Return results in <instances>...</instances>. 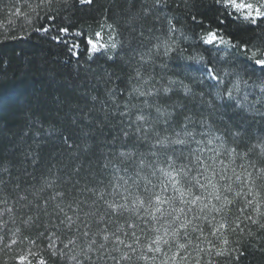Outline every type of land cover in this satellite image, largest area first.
Instances as JSON below:
<instances>
[{"label": "snow or ice", "instance_id": "obj_1", "mask_svg": "<svg viewBox=\"0 0 264 264\" xmlns=\"http://www.w3.org/2000/svg\"><path fill=\"white\" fill-rule=\"evenodd\" d=\"M168 2L153 0L151 8L159 10L158 6L166 7ZM57 4L59 7H55ZM29 7L37 22L44 21L34 32L46 36L55 29L51 40L67 47L72 56H80L77 49L83 43L88 60L100 56L108 61L122 59L116 51L122 45L101 43V32L92 37L78 27L73 10H91L94 0H40L35 7ZM143 10L146 13L150 9ZM15 11L17 15L21 13L20 8ZM64 12L69 15H62ZM198 16L202 19L198 20ZM191 20L194 23L187 32L168 20L169 36L179 31L183 40L190 41L191 51L171 39L158 43L156 50L159 52L162 47L167 59L188 61L176 67L198 73L200 84L209 81V94L214 99L208 104L212 106L218 101L224 113H233L227 119L235 123H230L226 130L233 146L227 145L223 135L212 131L200 133L206 139H196L195 129L188 128L190 116H184L182 131L167 132L173 113L153 105L148 98L161 92L167 97L177 83L185 95L192 94V88L183 81L169 78L168 86L162 89L133 86L120 115L129 116L133 108L139 107L129 104L133 96L142 98L143 107L154 109L157 115L150 123V114L145 115L141 108L134 120L129 116L128 131L122 130L123 136L125 142L133 136L134 143L143 141L149 146L148 153L140 154L132 172L124 169L123 175L114 176L110 190L108 186L77 189L78 193L91 194L83 199H66L63 192L54 193L50 197L54 202L51 212L47 211L48 201L44 202V215L49 219L45 230L39 233L47 241L46 249L40 250L27 236L20 239L21 230L16 228L8 242L0 235V253L13 252V246L24 241L31 246L11 256L5 254L0 264H49L52 258L61 264H245L253 251L264 255V160L249 158L257 150L264 157V131L256 137L257 143L240 151V142L249 133L237 119L244 111H254L264 118V112L256 107L264 104V29L260 37L248 35L264 23V0H212L207 11L198 10ZM8 39L23 42L26 37L11 35ZM140 59L147 63L151 57L145 60L141 55ZM238 65H250L259 75L245 73L244 79ZM136 76L143 79L139 70ZM241 84L258 88L260 97L248 103L249 95L245 93L241 99ZM161 123L165 126L164 134L157 126ZM120 155L128 159L135 153L122 151ZM0 203L7 204V200ZM4 212L10 213L12 209L6 208ZM31 220L29 217L25 224ZM6 228L7 222H0V230Z\"/></svg>", "mask_w": 264, "mask_h": 264}, {"label": "trees", "instance_id": "obj_2", "mask_svg": "<svg viewBox=\"0 0 264 264\" xmlns=\"http://www.w3.org/2000/svg\"><path fill=\"white\" fill-rule=\"evenodd\" d=\"M39 2L0 0V181L4 183L0 186V201L7 200V204L0 203V213L4 214L2 222H7V228L0 230V235L5 237V242L10 241L11 232L16 228L21 230L20 239L24 236L35 242L41 239L39 233L45 230L44 224L49 217L44 215V207L42 210L38 205L48 201L47 211L51 212L53 201L50 197L53 194L49 192L50 196L40 202L33 198L31 190H38L48 175H54L59 181L57 186L63 178L75 181L80 189L108 186L110 190L114 176L123 175L124 169L132 172L136 168L140 154H147L149 146L143 141L134 143V136L125 142L123 131H128L129 116L134 120L141 108L145 115L150 114V123L155 121L157 114L154 109L143 107L142 98L133 96L129 104L139 107L133 108L129 116L120 115L133 86L143 90L162 89L168 86L169 78L183 81L192 88V94L185 95L177 83L167 97L161 92L159 96L148 98L153 105L173 113L167 132L182 131L184 116H190L188 128L195 129L196 139H206L200 133L212 131L223 135L228 146L234 143L226 131L230 123H235L227 119L233 113L231 110L224 113L218 101L212 106L208 104L214 99L209 94V81L200 84L198 73L176 67L177 64L182 67L188 61H173L155 55L153 48L165 39H171L191 51L190 41L183 40L179 31L169 36L168 20L171 19L177 29L187 32L194 23L191 16L198 10L207 11L212 0H169L166 7L158 6L159 10L151 8L153 0H94L95 7L91 10L87 7L79 11L74 9L72 14L78 20V27L89 36L94 37L96 32L112 25L109 29L114 33L115 42L122 45L116 50L122 57L118 64L104 56L88 60L83 43L77 49L80 56H72L67 47L51 40L50 35L56 34L55 29L46 36L35 33L34 28L44 21L37 22L29 5L35 7ZM68 2L76 3V0ZM79 7L77 3V9ZM144 7L150 10L145 13ZM17 8L21 9L19 15L15 11ZM205 27H208L207 22ZM261 29H264V23L248 35L260 37ZM11 35H23L26 39L23 42L6 41ZM141 55L145 60L151 57L150 62H142ZM162 64L167 67L161 68ZM137 70L143 79L137 78ZM149 77L152 79L144 83ZM243 78L247 79V76ZM251 83L249 81V85ZM240 87L239 97L242 99L248 93V103H254L261 95L258 88L243 84ZM201 92L205 95L201 96ZM256 107L264 112V104ZM237 119L245 124L249 133L242 138L239 150L247 151L246 145L257 143L256 137L264 131V118L254 111H244ZM157 126L164 134L165 126L162 123ZM132 127L134 129L135 125ZM122 151H133L135 155L126 159L120 155ZM249 158L257 162L262 160L258 150L250 153ZM72 185L67 183L65 187L74 197L76 191H70ZM81 193V199L91 196ZM6 208H11L12 212H4ZM29 217L32 220L25 224ZM25 243L31 246L28 241ZM5 254L11 256L14 253L5 250L0 253V259L6 258ZM245 264H264V255L253 251Z\"/></svg>", "mask_w": 264, "mask_h": 264}, {"label": "rangeland", "instance_id": "obj_3", "mask_svg": "<svg viewBox=\"0 0 264 264\" xmlns=\"http://www.w3.org/2000/svg\"><path fill=\"white\" fill-rule=\"evenodd\" d=\"M110 41H114L115 42L114 33H113L112 30H110L109 28L106 27L103 30H101V40H100V42L101 43H107L108 44V42H110ZM110 52H111V49H110ZM261 158H262V160H264V157H261ZM149 159H151V157H149ZM52 179H53V181H52ZM54 179H55L54 178V175H48V177L43 182L40 183V187H39L38 190L37 189L31 190V193H34L32 195L33 198L36 197V198H38L40 200V202H42L43 200H46L44 198H48V196H50V194H53L54 195V193H56V192H63L65 194L66 199H71L72 198V195H71V193L68 190H66V187H65V185H67V183L73 184L72 185L73 186V190H70V191H74V192L76 191L75 192V196L82 197V193L81 192H79V193L77 192V189H80V186L75 181L70 182L69 179L67 180V179H63L62 178V180H60V183H61L62 186L61 185H58L57 186L56 184L59 181H57L56 179L54 180ZM113 181H114V179H113ZM49 183L52 184V187H47V184H49ZM53 185H55L56 187L53 186ZM0 186H4V183H2V181H0ZM64 190H66V191H64ZM49 192H50V194H49ZM22 200H24V201L26 200L24 198V196H23V199ZM30 203H32V201H30ZM33 204H30V205L32 206ZM53 205H54V202H53ZM53 205H52V207H53ZM38 206H40V208L43 210L44 203H41ZM41 209H39V210H41ZM3 216H4V214H0V222H2V220L4 219ZM39 227L40 228L42 227L41 229H43V226H39ZM41 232H43V231H41ZM9 239H11V236H10ZM37 242H38V244H36V245H38V247H39L40 250L43 251V250L46 249V247H47V241L45 239H43L41 237V239L39 241H37ZM13 247H16V249L13 250V253H16V252H19L21 248L27 249L30 246L25 243V245L24 244H22V245L20 244V246L15 245ZM49 262H53V263L58 262L59 264H61V262L58 261V260H56L55 258L50 259Z\"/></svg>", "mask_w": 264, "mask_h": 264}, {"label": "clouds", "instance_id": "obj_4", "mask_svg": "<svg viewBox=\"0 0 264 264\" xmlns=\"http://www.w3.org/2000/svg\"><path fill=\"white\" fill-rule=\"evenodd\" d=\"M112 43H116V42H114V41H110V42H108L109 46H111ZM175 43H176V45H180L178 41H176ZM156 45H157V44H156ZM156 45L153 46V48L155 49V53H154V54H155V55H159V56H163V51L160 50L159 52H157V50H156ZM161 48H162V47H161ZM98 59H99V57H98ZM111 62H112L113 64H118V62H119V58H117L116 61H111ZM238 67L241 69V70H240V76H241V77H243V76L245 75V73H252V72H256L257 76L259 75L258 70L252 68L250 65H244V66L238 65Z\"/></svg>", "mask_w": 264, "mask_h": 264}]
</instances>
